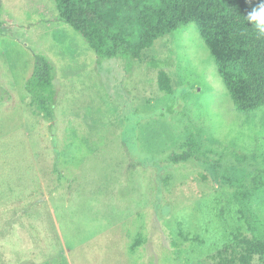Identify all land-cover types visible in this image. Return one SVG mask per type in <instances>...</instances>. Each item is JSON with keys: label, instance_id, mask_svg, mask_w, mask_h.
<instances>
[{"label": "rangeland", "instance_id": "obj_1", "mask_svg": "<svg viewBox=\"0 0 264 264\" xmlns=\"http://www.w3.org/2000/svg\"><path fill=\"white\" fill-rule=\"evenodd\" d=\"M0 8V264H238L233 233L264 241L249 188L264 108L236 109L196 24L139 61H99L54 0ZM37 55L57 72L54 121L26 92Z\"/></svg>", "mask_w": 264, "mask_h": 264}, {"label": "trees", "instance_id": "obj_2", "mask_svg": "<svg viewBox=\"0 0 264 264\" xmlns=\"http://www.w3.org/2000/svg\"><path fill=\"white\" fill-rule=\"evenodd\" d=\"M54 2L61 21L87 40L99 61L118 58L139 61L158 39L196 24L236 109L252 113L264 108V36L258 35L246 20L252 9L264 0ZM151 64L162 69L158 75L160 90L172 94V81L163 70V61L152 60ZM56 75L52 61L44 55H37L34 71L26 83L32 105L43 118L51 121L55 118L58 96ZM196 148L197 141L192 137L184 144V151L173 154L170 159L174 163L187 162L194 156ZM238 159L243 161L241 156ZM249 188L251 194L264 190V167L252 178ZM232 238L236 248L241 249L238 264H253L256 256L264 255V241L250 238L240 230L233 233Z\"/></svg>", "mask_w": 264, "mask_h": 264}, {"label": "clouds", "instance_id": "obj_3", "mask_svg": "<svg viewBox=\"0 0 264 264\" xmlns=\"http://www.w3.org/2000/svg\"><path fill=\"white\" fill-rule=\"evenodd\" d=\"M246 20L251 23L258 35L264 36V2H261L258 7L253 8L247 15Z\"/></svg>", "mask_w": 264, "mask_h": 264}]
</instances>
